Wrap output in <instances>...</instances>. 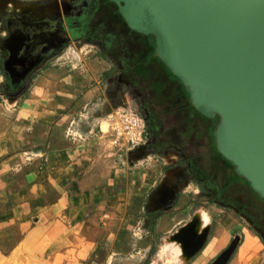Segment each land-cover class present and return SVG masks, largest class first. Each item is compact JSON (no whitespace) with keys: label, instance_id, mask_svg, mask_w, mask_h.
Returning <instances> with one entry per match:
<instances>
[{"label":"crops","instance_id":"1","mask_svg":"<svg viewBox=\"0 0 264 264\" xmlns=\"http://www.w3.org/2000/svg\"><path fill=\"white\" fill-rule=\"evenodd\" d=\"M96 47L67 44L21 91L0 75V264H264V237L177 153L117 145L134 95Z\"/></svg>","mask_w":264,"mask_h":264},{"label":"water","instance_id":"2","mask_svg":"<svg viewBox=\"0 0 264 264\" xmlns=\"http://www.w3.org/2000/svg\"><path fill=\"white\" fill-rule=\"evenodd\" d=\"M154 34L193 104L220 121L217 148L264 198V0H113Z\"/></svg>","mask_w":264,"mask_h":264},{"label":"rangeland","instance_id":"3","mask_svg":"<svg viewBox=\"0 0 264 264\" xmlns=\"http://www.w3.org/2000/svg\"><path fill=\"white\" fill-rule=\"evenodd\" d=\"M26 17L45 18L44 26L54 27L58 34L55 38H66V45L94 37L91 42L97 44L100 52L114 55L110 56L114 69H126L123 75L134 95L131 103L137 104V108L132 104L129 109L148 113L149 130L146 126L144 142L147 133L150 138H155L146 151L161 155L177 153V164L192 170L190 177L206 191V198L238 213L244 223H249L264 237V202L259 201L249 188L234 181L235 167L222 159L224 155L218 148V151L214 149L215 141L209 127L215 129L217 120L204 119L203 122L193 107L183 105L188 96L166 74L177 76L157 55L156 46L131 32L117 5L109 0H0V39L10 38V24L14 21L24 27ZM146 49L155 55L147 56ZM146 59H151L149 67L138 64ZM43 66L31 69L27 83L30 84ZM6 69L0 62L1 86L6 81ZM20 69L24 70L21 66ZM153 79L157 81L153 82ZM194 108L197 109L195 105ZM128 146L135 149V145Z\"/></svg>","mask_w":264,"mask_h":264},{"label":"flooded vegetation","instance_id":"4","mask_svg":"<svg viewBox=\"0 0 264 264\" xmlns=\"http://www.w3.org/2000/svg\"><path fill=\"white\" fill-rule=\"evenodd\" d=\"M109 1L118 6V4L115 1L113 0H109ZM118 11H119L120 16H122L119 10V7H118ZM43 19L45 18H41L38 20L37 18L26 17L24 19L25 20L24 27H19L17 22L14 21L15 22L14 24L13 23L12 25L10 24V30H11L10 38L5 41L0 39V62L2 66L7 68L6 69L7 75H6V81H5L4 87L7 88L8 91H21L23 88H25L29 84L27 83L28 82L27 79H29V76H30L29 73L31 69L36 66L45 65L48 62L50 56H52L55 53L54 56L56 57L57 53H59L66 45L65 42L67 39L61 38L60 36H57L55 38V36L58 35L56 34L55 28L50 27L49 24L47 27H45L43 23L44 21ZM129 29L135 35L143 36L146 39V42H148L149 44L151 43L152 46H156L155 35L141 33L131 28ZM93 38L88 37L85 40H88L91 42ZM109 45H111L110 42H109ZM145 52L147 53V56L150 53L149 49H146ZM152 54L155 55V53L153 52ZM152 54H149V56L151 57ZM110 56H114V55L110 53ZM150 60L151 59H146L144 61H138V64H141L142 67L146 68L151 65ZM20 66L24 68V70L20 69ZM166 76L171 81H176L180 85L181 90L183 91L185 96L186 97L188 96L187 101H186L187 103H183V105H189L190 107H193L192 110H196L198 112V116H200L203 119V122L205 119L206 121L207 120H212V121L217 120V124L219 123L220 116L218 114H215L213 117H209L205 115L203 112H201L199 109L194 108V104L192 102L190 93L187 91L186 87L184 86V84L178 77L177 78L174 77L172 73H170L169 75L166 74ZM153 80H154L153 82L157 81L155 79ZM141 113L145 116L147 129L149 130L148 113L145 110L144 112L141 111ZM189 114L190 113L188 112L187 115ZM214 130L215 129L212 130V128L209 127L211 136L214 138V141H215L214 149L218 151L217 144H216V138L214 136ZM154 138L155 136L150 138L149 134L147 133V139L145 142V146H143L144 150L148 149L149 144L153 142ZM222 159L229 165L235 167L224 156H222ZM188 169L189 168L187 169L184 168V172L186 173V176L192 179L195 183H197L195 179L190 177V171L192 170L191 169L188 170ZM233 179L236 183H239L245 186L246 188H249L247 187V182L244 179V177L236 173V169H235V177ZM201 190L204 192V194H206L205 193L206 191L204 189L201 188ZM252 193L255 195L257 199H259V201L264 202L263 197L262 198L258 197V195L255 192H252ZM233 198L237 199V196H233Z\"/></svg>","mask_w":264,"mask_h":264},{"label":"built area","instance_id":"5","mask_svg":"<svg viewBox=\"0 0 264 264\" xmlns=\"http://www.w3.org/2000/svg\"><path fill=\"white\" fill-rule=\"evenodd\" d=\"M110 124L118 146L137 147L145 141L146 119L139 111L124 109L111 118Z\"/></svg>","mask_w":264,"mask_h":264},{"label":"trees","instance_id":"6","mask_svg":"<svg viewBox=\"0 0 264 264\" xmlns=\"http://www.w3.org/2000/svg\"><path fill=\"white\" fill-rule=\"evenodd\" d=\"M154 35V34H153ZM245 180H246V182H247V187H249V189L252 191V192H255L257 195H258V197H261L255 190H253V188L250 186V183H249V181L246 179V178H244ZM262 198V197H261ZM264 199V198H263Z\"/></svg>","mask_w":264,"mask_h":264},{"label":"bare ground","instance_id":"7","mask_svg":"<svg viewBox=\"0 0 264 264\" xmlns=\"http://www.w3.org/2000/svg\"><path fill=\"white\" fill-rule=\"evenodd\" d=\"M145 144V142H143V143H141V144H139V145H144Z\"/></svg>","mask_w":264,"mask_h":264}]
</instances>
